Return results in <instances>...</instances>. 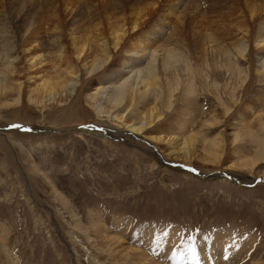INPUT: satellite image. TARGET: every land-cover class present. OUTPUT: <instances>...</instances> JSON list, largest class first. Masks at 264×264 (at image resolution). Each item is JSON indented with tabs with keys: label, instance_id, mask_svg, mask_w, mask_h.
<instances>
[{
	"label": "rangeland",
	"instance_id": "374dc122",
	"mask_svg": "<svg viewBox=\"0 0 264 264\" xmlns=\"http://www.w3.org/2000/svg\"><path fill=\"white\" fill-rule=\"evenodd\" d=\"M87 1L99 4L105 0ZM204 1L196 4H202L201 16L212 27L206 29L209 32L203 29L202 35L214 36L217 26L222 25L219 20L230 22L231 11L238 6L246 10L245 0ZM255 3L264 8V0ZM27 5L15 9L26 14ZM180 11L176 16H185ZM263 14L257 18H264ZM254 19L248 25L256 29L259 20ZM177 22L171 17L172 26ZM171 29L165 30L168 33ZM250 45L247 58L255 67L260 54ZM242 66L244 69L249 64L243 62ZM81 75V81L77 78L75 83V88L82 86L80 100L71 91L70 97L45 106H30L24 101L25 109L0 107V264H116L107 254L103 238L109 235L119 236L158 264H264V181L258 178L264 174V164L258 162L257 175L251 176L239 167L224 170L223 156L196 159L188 166L169 155L163 144L149 141L147 149L140 138L126 134L110 139L109 128L122 127L113 116L85 110L84 96L94 87L95 78L87 77L84 71ZM233 80L225 68L223 72L213 68L209 81L218 92L217 98L227 100L220 88ZM245 97L240 93L226 110L219 107L214 95L192 100L204 112L214 110L220 119L211 127L212 133L220 127L229 134V124L239 115L244 123L251 120L255 109L264 111V81L252 78ZM240 102L243 105L235 109ZM176 105L179 109L180 103ZM83 110L87 112L84 115ZM189 110L194 113L196 108L190 106ZM132 111L126 113L128 118ZM175 114L174 119L183 113ZM140 117L135 116L137 120ZM79 126L98 128V134L107 136L73 134ZM146 130L138 137L148 140L154 136L153 128ZM250 132L242 141L264 142L263 126L253 124ZM242 147L252 153L243 158H264V146L254 148L246 142ZM141 149L153 150L157 159L167 160L166 165ZM183 165L188 168L181 171ZM220 171L260 181L242 187L223 175L214 180L213 173Z\"/></svg>",
	"mask_w": 264,
	"mask_h": 264
},
{
	"label": "bare ground",
	"instance_id": "6f19581e",
	"mask_svg": "<svg viewBox=\"0 0 264 264\" xmlns=\"http://www.w3.org/2000/svg\"><path fill=\"white\" fill-rule=\"evenodd\" d=\"M116 1L92 4L87 0H0V107L21 109L24 101L30 106H45L47 102L57 103L70 97L71 91H75L76 99L80 100L82 86L75 88V83L77 78L81 81L84 71L87 77L95 78L94 87L84 96L85 110L90 114L113 116L122 129L109 128L108 136H102L96 132L98 128L85 127L87 130H84L79 126L73 134L101 139L126 134L140 138L147 149L149 141L167 146L169 155L188 166L196 159L205 161L207 157L220 159L223 156L224 170L239 167L250 176L256 174V166L264 164V158H243L251 150L242 144L247 142V146L262 148L264 142L242 141V138L251 133L253 124L264 127V111L255 109L251 120L244 123L240 115L230 123L233 115L228 120L231 133L227 134L223 128L219 130L220 127L212 133L211 127L219 124L220 119L212 109L202 111L192 99L214 95L219 107L226 110L240 93L247 97L252 78L264 81V18H257L264 12L263 5L245 0L248 15L238 6L231 11L230 22L224 18L219 20L222 25L217 26L213 36L202 35L212 25L203 20L200 4H196L204 0ZM27 3L26 14L20 15L15 8L21 6L22 9ZM177 11L185 16H176ZM187 16H191L190 21L186 20ZM153 17H156L155 22L148 23ZM171 17L178 21L174 26ZM255 17L259 20L256 29L248 25ZM169 27L172 29L167 33L165 29ZM249 44L255 49L250 50H258L257 55L260 54L255 67L247 58ZM243 62L249 66L243 69ZM214 67L222 72L225 68L234 78L232 84L227 82L220 88L227 100L216 97L218 92L209 81ZM177 103H180L179 109H176ZM239 105L241 102L235 109ZM190 106H195L194 113H190ZM85 110L82 115L87 113ZM131 110H134L132 117L128 118L126 113ZM179 112L182 116L174 119L173 115ZM138 114L139 120L135 118ZM150 128L154 136L148 140L138 137ZM141 150L157 159L153 150ZM225 158L229 160L224 161ZM157 161L167 160L159 158ZM188 166L179 168L182 171ZM222 175L225 180H234L245 187L264 181V174L256 180L258 178L238 177L227 171L213 173L214 180ZM103 238L107 242V254L116 264H158L117 235Z\"/></svg>",
	"mask_w": 264,
	"mask_h": 264
},
{
	"label": "snow or ice",
	"instance_id": "6c2138e0",
	"mask_svg": "<svg viewBox=\"0 0 264 264\" xmlns=\"http://www.w3.org/2000/svg\"><path fill=\"white\" fill-rule=\"evenodd\" d=\"M193 258H195V249H192Z\"/></svg>",
	"mask_w": 264,
	"mask_h": 264
},
{
	"label": "water",
	"instance_id": "95a60500",
	"mask_svg": "<svg viewBox=\"0 0 264 264\" xmlns=\"http://www.w3.org/2000/svg\"><path fill=\"white\" fill-rule=\"evenodd\" d=\"M84 130H87L86 128H84Z\"/></svg>",
	"mask_w": 264,
	"mask_h": 264
}]
</instances>
